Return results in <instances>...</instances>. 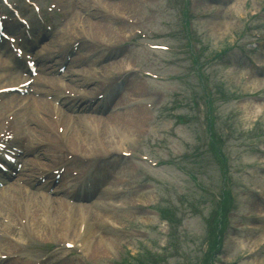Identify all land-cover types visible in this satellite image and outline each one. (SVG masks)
Returning <instances> with one entry per match:
<instances>
[{
  "label": "rangeland",
  "instance_id": "rangeland-1",
  "mask_svg": "<svg viewBox=\"0 0 264 264\" xmlns=\"http://www.w3.org/2000/svg\"><path fill=\"white\" fill-rule=\"evenodd\" d=\"M110 1L115 2L114 9L117 11L113 9V13H117L116 19L110 22L106 18L105 23L108 28L102 27L100 33H105L108 39L107 50L112 54L117 52L118 56L108 62L107 66L100 65L97 74H94L96 78L101 82L114 80L113 77L119 76L117 72L127 71L129 65L173 77L171 81L165 83L144 81L133 70L130 72L128 70L122 81V90L120 89L118 98L121 99L134 91L132 95L150 97L149 100L156 110L143 112L140 109L144 113L142 115L144 122L134 124L135 138L132 143L123 141V149L130 150L133 154L139 150V153L148 154L153 159L159 160L160 157L166 156L172 159L168 165L157 169H151L134 158L127 159L124 165L129 167L127 188L130 192L122 194L121 197L128 202L125 206L127 210L116 211L113 215L116 224L113 225L105 222L110 217L107 212L93 208L86 212L90 220L87 235L95 239L88 245V250L83 251L76 247L66 249L64 239L59 237L60 234L45 236L43 231L48 233L51 231L42 223L33 225L30 230V233L42 232V238L29 241L31 239L29 236L27 239L24 238L25 242H22L20 236L24 230L20 229L12 235V240L8 239L12 243H7H10L13 249L7 248L5 252L19 249L20 252H24L25 259L19 262L20 264H33L30 259L34 261L45 255L50 256L48 264H129L131 258L135 259L138 256L141 264H264L262 257L264 227H261L264 222L257 220V223L251 219L245 221L240 215L249 214V209L257 213L263 210V204L258 206L256 202L258 198L253 195L264 196V185L259 186L263 184L259 177L261 172L257 169L263 170L264 157L261 161L252 159L250 156L255 157V154L246 151L244 147L249 145L248 139L245 138L249 131L255 129L254 133L264 132V117L253 122L255 119L251 112L255 106L253 99L249 97H252L250 92L255 91V84L254 81L244 78V73L250 72L248 68L250 60H246L248 66L242 61L240 65L230 63L229 65H233L231 68L222 69L232 56L237 55L236 51L247 50V48L232 49L235 37L239 35L245 23L250 32L260 34L264 38V0H199V3L197 1L196 11H205L207 14L205 19L195 22L203 60L211 53H219L217 60L208 63L200 61L202 57L197 58L200 80L195 72L196 66L191 63L188 54L175 55L150 51L140 46L141 40L136 36L140 32L148 36L151 31L152 44L170 47L179 43L185 44V37L176 30L183 0ZM94 2L97 0H91V3ZM213 2L217 4L210 6ZM120 12L121 15H125L127 21L120 18ZM251 15L254 17L251 18ZM221 17L231 22L227 30L217 24ZM224 55L226 56L221 61L220 56ZM252 58L254 59V55ZM119 64L121 68L118 71ZM103 77L105 79H100ZM208 87L212 88L211 93L202 97ZM213 87L217 88L216 93H213ZM261 87L258 97L264 96V84ZM225 89L229 96L223 100L221 96H225ZM232 94L249 95V97L244 103L241 98L234 99V95L231 97ZM45 101L52 104L47 98ZM206 102L215 105L217 117L212 115L209 119ZM261 106L263 113L264 103ZM10 108L11 105L7 101L0 102L2 123L6 121L8 114L6 111ZM139 108L141 104L137 110ZM46 110L47 113L38 112V118L48 123L54 122L49 117L52 107ZM230 111L234 112L235 118L227 116ZM107 115L104 114L102 118H106ZM133 120L134 118L128 121L133 123ZM223 120H228L229 126H224ZM52 127V133L55 134L56 129ZM139 128H143L147 134L141 136L137 132ZM100 129L103 133L101 126ZM210 133L216 137V141L218 140L222 147V153L228 160L226 168L219 166L214 160L210 143L208 144ZM85 145V143H77L73 148L70 143V152L79 158L88 156L86 151H91L95 156L103 154L99 148L95 152L92 151L97 147L96 144L93 143L94 148L90 143L88 146ZM104 145L102 141L101 146ZM161 147L165 150L161 151ZM261 147L262 145H258V148ZM228 154L232 155L234 161H231ZM109 164L114 170L115 165L112 162ZM30 175L29 172L26 174L27 177ZM21 182H17V187L22 191L30 192L25 184L21 186ZM224 190L239 192L235 209L229 216L228 231L222 234V245L217 248L213 247L214 236L212 230L206 228V222L211 223L212 218L208 215L211 212L212 216L214 214L213 196ZM134 200L141 201L148 207L134 208L131 205ZM39 204L44 205L42 202ZM53 205L50 201L49 206L54 207ZM36 215L38 223L40 219L39 215ZM80 215L81 212L79 214L77 211L70 212L72 221L74 217ZM8 216L9 213L0 207V232L4 228H12L14 223L7 220ZM70 217L68 216L66 220ZM23 220L18 219L17 225L13 228L28 230V224H24ZM101 223L104 226L99 228ZM205 236L207 241H203ZM103 237L109 239L110 244L103 246L99 242ZM68 238L65 240L69 241ZM29 243L32 245L28 246Z\"/></svg>",
  "mask_w": 264,
  "mask_h": 264
},
{
  "label": "bare ground",
  "instance_id": "bare-ground-1",
  "mask_svg": "<svg viewBox=\"0 0 264 264\" xmlns=\"http://www.w3.org/2000/svg\"><path fill=\"white\" fill-rule=\"evenodd\" d=\"M85 2V0L83 1ZM88 10V9H86ZM100 13L99 12H92L91 16L88 18V20L90 19H95V18H99ZM88 20H87V25H88ZM79 21V20H78ZM73 24V23H72ZM219 26H221V28H223L224 30H227L230 26H231V22L228 21L227 18H223L221 17L220 21L217 23ZM90 26V25H88ZM92 28H94V30H99V28L104 27L103 23L100 21H97L95 24L91 25ZM39 54H37L38 56ZM134 93V91H133ZM130 94V93H129ZM133 98V100H129L130 102H134L136 103V105H138L139 102H142L143 100L141 99V97H139V95H126V98L123 99H128V98ZM124 101L122 102L123 104H125ZM122 103L120 105H122ZM115 105L118 106L119 104L115 102ZM119 105V106H120ZM45 106L44 103L40 102L38 104H36L33 107V115L32 114H28L25 113L23 116H21V118L24 120V125H23V130L26 133H29V130L32 132L30 134L31 139L29 140V145H34L36 148L39 147V153L38 156L40 158V160H43L44 158H48V152H52V145H51V141L52 138V134H51V130H52V125L53 123H47L44 122L38 118H36V112L41 111V109H43V107ZM115 106V107H116ZM26 108V107H25ZM45 108V107H44ZM66 108L71 109L73 111H69L70 113H80V115H78L77 117L74 116V118H71L68 114L64 113V111L61 109L59 111L60 114V119L64 122V132L63 135L61 136V138L66 139V141L69 143H71V145L75 146L77 145V143L81 144V143H85V146H88V144H92L91 146L94 148L95 146H93V143L97 145L96 148H94L92 151H97V148L101 149V144L102 141H104L105 145L103 149H101L102 152L104 153H108L109 151H116V149L122 145V139H128L130 137L133 136L132 134V128L134 127V124L136 125L137 123L142 122V117H141V113L140 111H138L136 108L133 110H130L128 112H120L117 113L116 111H113L111 109V113L108 115V117L104 120V122H101L100 120H94L92 119V114L96 113L97 111V107L93 108L90 106L85 105L84 103L81 105L76 106L75 108L72 106H67ZM67 109V110H68ZM108 109V108H106ZM110 110V109H109ZM99 111H105L104 109L100 108ZM83 114V115H82ZM134 118L133 120V125L130 128H128V124L130 119ZM136 120V121H135ZM72 121H74V126L73 128H71V126L69 127V125L72 123ZM135 121V122H134ZM93 122V123H92ZM128 124H127V123ZM81 123L83 125H81ZM92 124H96V126H102L103 128V133L100 134H96L95 135V129L94 127H91ZM122 128V129H121ZM104 136V138H102ZM55 137V136H54ZM58 138V137H57ZM59 139V138H58ZM73 146V148H74ZM54 149V148H53ZM118 150H120L118 148ZM92 160H98L96 156H93V154H91L89 156ZM32 165L30 163L27 164ZM45 169L46 166H44ZM33 169H36V166H33ZM25 183H28L31 185V187H33V184L35 182H31L29 179L25 178ZM126 181L123 179H114V184L115 183H125ZM114 184H111L110 187ZM42 185L38 186L35 189L36 193H26L25 192V196L32 198L33 200V204L31 206V210L32 213L35 214H39V209H37V204L38 199L41 200H49L50 198H48L46 195H42L40 193H38L39 191L42 190ZM116 188V187H114ZM1 192V191H0ZM0 207L3 208V210H5L6 208H9V210H7L6 212H9L11 214H15V215H19L21 213H25V211L23 210L22 207H20L18 205V197H16V195L19 194V190L16 189L15 187L13 188H8L7 190H4L2 193H0ZM59 194V193H58ZM108 200L111 201L112 199L116 198V196L111 195L109 193H106ZM61 198V197H60ZM24 199V198H23ZM103 199V198H102ZM22 200V199H21ZM101 200V199H100ZM29 201V199H28ZM118 203V202H116ZM124 202H120V205H122ZM93 206H97V205H93ZM92 207V206H91ZM101 208L106 209L105 205L102 204L100 205ZM69 208V205H65L64 202H61L59 199H57L55 201V207L51 208L52 211H50V214L53 216L55 222L52 223L53 225V229L59 233V237H62V239L67 238L68 236L70 237V233H72V240L74 241V243L78 244V246L80 248H82L83 251L88 250V245L92 242V240L95 241L93 236H89L87 235V230L90 227V220H88V215L86 212H88V210H91L92 208L90 207H86L83 205H73L70 209L72 208H76L78 212V214L81 212L80 217H74V220L72 221L71 224H69L66 220H65V216L62 214V210L63 212L66 213V209ZM114 206L111 207H107V212L110 215L111 219L114 220ZM48 210V208H47ZM45 213H43L44 215ZM41 220V219H40ZM84 220H86L85 222V226L83 228V223ZM46 221V220H45ZM82 224V228L80 227V225ZM103 225L101 224V226H99V228H101ZM82 229V232L80 231ZM45 233L46 236V232L43 231ZM81 232V233H80ZM86 234V236H85ZM37 237H42L43 233H36ZM103 246H106V244H110V240L107 239L106 237H103L101 239V241H99Z\"/></svg>",
  "mask_w": 264,
  "mask_h": 264
}]
</instances>
